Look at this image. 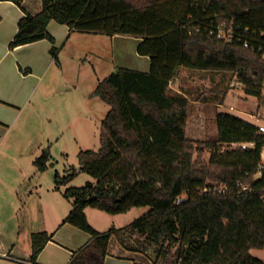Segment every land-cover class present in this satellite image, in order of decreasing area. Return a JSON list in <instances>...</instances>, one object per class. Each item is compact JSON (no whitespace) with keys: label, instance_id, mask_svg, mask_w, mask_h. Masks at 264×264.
Segmentation results:
<instances>
[{"label":"trees","instance_id":"1","mask_svg":"<svg viewBox=\"0 0 264 264\" xmlns=\"http://www.w3.org/2000/svg\"><path fill=\"white\" fill-rule=\"evenodd\" d=\"M2 1L24 9V0ZM51 20L75 32L140 38L137 53L151 62L149 72L120 67L100 82L93 96L110 106L101 147L79 153V170L55 173L58 191L79 172L95 180L63 190L73 208L62 224L91 236L70 264H105L113 238L129 252L147 256L154 249L153 264H264L251 254L264 250V170L256 178L264 135L255 124L220 112L217 140L205 162V144L196 147L187 137L190 100L171 88L181 68L230 70L238 73L247 95L261 100L262 53L244 47L238 37L264 33V0H42L40 13L26 12L19 21L10 48L44 39L54 44ZM222 22L233 25V42L217 37ZM51 54L59 63V49L53 46ZM51 158L45 150L34 164L45 172ZM212 183L228 189L215 191ZM141 207L150 211L106 232L96 230L86 215L87 208L119 215ZM53 236L32 235L33 263Z\"/></svg>","mask_w":264,"mask_h":264},{"label":"rangeland","instance_id":"2","mask_svg":"<svg viewBox=\"0 0 264 264\" xmlns=\"http://www.w3.org/2000/svg\"><path fill=\"white\" fill-rule=\"evenodd\" d=\"M73 39V43L62 54L59 53L60 65L56 64L44 79L45 85L50 84L47 92L39 93L19 117L10 118L7 124L10 134L6 140H2L0 149L1 172L6 166L8 171L18 164H24L35 173L31 175L30 185L26 187L34 193L40 192L42 198L39 202L42 200L46 205L44 212L40 211L39 227H44L45 219H49L48 225L52 227V223L58 218L60 203L73 208V200L63 195L66 187H81L95 181L88 173L79 172L67 186L62 187V192L53 193L57 171L64 176L73 167L79 170V153L86 150L97 151L101 147L102 123L110 106L93 96V92L100 82L118 68L136 65L134 58L138 56L132 40H124L125 43L119 41L115 48V44L106 35H79ZM180 70L171 88L185 94L190 100L187 137L196 147L205 144V162L208 163L212 155L210 144L217 140L218 113L227 112L253 124L264 122L261 120L264 101L246 94L237 72L190 68ZM48 149L52 156L49 171L38 172L33 161ZM197 158L198 153L195 154V159ZM212 184L222 186L219 183ZM49 191L50 195H55L49 196ZM23 192H26L24 187ZM148 211L150 207H141L134 208L127 214L112 215L94 208L86 210L93 225L89 223L99 231H105L108 225L111 228L129 225ZM174 252L175 249L172 250L170 261L176 258ZM252 254L264 261V250H253ZM147 256L153 262L158 257L154 249Z\"/></svg>","mask_w":264,"mask_h":264},{"label":"crops","instance_id":"3","mask_svg":"<svg viewBox=\"0 0 264 264\" xmlns=\"http://www.w3.org/2000/svg\"><path fill=\"white\" fill-rule=\"evenodd\" d=\"M23 7L24 9L10 1L0 2V16L2 17L0 22V149L2 140H6L10 134V128L7 125L10 118L19 117L39 93L47 92L50 84L45 85L44 79L56 64L60 65V54L73 43V38L79 35L102 36L101 34L75 32L68 25L51 20L48 31L55 38L54 44L44 39L11 49L10 43L18 32L19 21L26 15V12L34 15L40 13L42 0H24ZM108 37L112 44H115V48L120 42L125 43L124 40H132L136 45V53L142 41L140 38L126 35ZM53 46L59 49V63L51 54ZM137 55L138 58H134L136 65H123L124 68L149 72L150 58L138 53ZM9 164L10 161L8 166ZM34 167H36L35 164ZM6 169L0 171V264H70L74 254L90 242L91 236L71 224H62L72 210L63 202L60 203L58 218L52 223V227L48 225L47 220L49 219H45L44 227H39L40 211L44 212L46 205L44 206L42 200L41 203L39 202L42 198L40 192L34 193L26 187L30 185L29 180L35 173L33 174L30 167L24 164H18L8 171ZM47 171L49 168L45 172ZM23 187L26 190L25 193ZM58 192L62 191L56 190L54 185L53 193ZM51 195L49 191V196ZM86 215L91 223L87 212ZM110 226L108 225L106 227L108 229L100 232L110 230ZM125 226L127 225L119 228ZM38 232H47L54 236L40 253L37 262L33 263L31 260L32 235ZM105 264H153V261L144 254L125 250L117 239L113 238Z\"/></svg>","mask_w":264,"mask_h":264},{"label":"built area","instance_id":"4","mask_svg":"<svg viewBox=\"0 0 264 264\" xmlns=\"http://www.w3.org/2000/svg\"><path fill=\"white\" fill-rule=\"evenodd\" d=\"M249 33V30H246V34ZM217 37L220 39H224L227 42H233L234 38H235V32L233 29V25L231 23L228 22H222L217 30ZM239 41H243V45L246 48H249L253 51L258 50L259 52L262 53V58L264 59V48L262 46V42L264 41V33H262L260 36H258L257 32L252 34V38L249 39L247 36H239L238 37ZM261 100L264 101V82H263V91H262V96H261ZM261 120L264 121V109L262 111V118ZM258 129H259V134L264 135V122L261 124H255ZM254 146V144L252 143H243L242 147L243 148H249ZM258 174L256 175L258 178L261 177L262 175V171L264 170V149H263V154H262V162L259 164L258 167ZM227 187L225 186H220L219 188H215V191L219 190L221 192H225L227 191ZM244 190L248 189V186H245L243 188ZM207 191V190H205Z\"/></svg>","mask_w":264,"mask_h":264}]
</instances>
